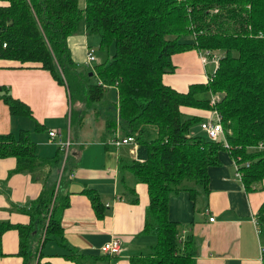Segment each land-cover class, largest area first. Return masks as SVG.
I'll use <instances>...</instances> for the list:
<instances>
[{
	"label": "trees",
	"instance_id": "16d2710c",
	"mask_svg": "<svg viewBox=\"0 0 264 264\" xmlns=\"http://www.w3.org/2000/svg\"><path fill=\"white\" fill-rule=\"evenodd\" d=\"M81 21L88 35H99L100 48L115 44L111 59L94 66L96 84L90 83V73L79 70L67 42ZM189 50L215 54L218 64L207 82L180 92L162 76L174 72L173 54ZM0 59L38 64L66 87L70 102L102 104L108 90H116V101L107 102L104 112L106 131L119 130L135 141L134 155L119 157L121 197L136 203L134 184L147 185L140 234L153 237L129 255L131 264H196L194 238L179 237L169 199L180 192L193 202L207 195L208 168L219 164L221 151L236 160L245 189H256L264 179V148L258 147L264 144V0H0ZM211 96H218L214 104ZM0 100L11 115L32 117L9 87L0 86ZM190 108L220 114L228 148L221 138L213 141L195 131L203 118L186 114ZM83 113L72 109L70 124L80 125ZM7 157L15 159L14 172L35 174L48 165L49 171L58 168V178L42 177L39 195L23 209L27 224L0 221V255L1 236L15 230L21 264H49L41 261L49 241L64 247V258L75 264L115 260L118 255H85L69 248L61 224L69 205L65 173L74 166L68 155L64 160L59 149L50 159L41 158L29 133L21 130L0 133V158ZM84 193L102 218L103 201L90 189ZM256 214L264 243V202Z\"/></svg>",
	"mask_w": 264,
	"mask_h": 264
},
{
	"label": "crops",
	"instance_id": "0c3cea01",
	"mask_svg": "<svg viewBox=\"0 0 264 264\" xmlns=\"http://www.w3.org/2000/svg\"><path fill=\"white\" fill-rule=\"evenodd\" d=\"M87 36L85 26L81 33L69 36L67 42L73 59L76 48L80 47L83 53L89 50L90 39ZM201 56L202 51L199 50L173 54L175 70L163 74V83L177 91L186 92L190 84L207 82L216 65L211 58H207L204 63ZM208 65L211 67L208 68ZM0 86L9 87L11 95L27 104L32 115H11L8 106L0 100V133L18 134L26 130L37 145L38 155L45 159H50L59 151V138L50 139V130H58L61 141L71 142L68 161L74 166L65 173L69 205L61 218L69 248L85 255H97L103 243L119 238L122 241L120 254L114 261V258H101L98 264H131L129 255L153 242V237L140 234L149 203L147 185L141 182L134 184L138 196L136 203L121 197L123 188L119 157L128 151L129 146H114L112 140L116 135L106 131L105 123L95 126L88 135L83 130L72 133L71 110L77 108L71 105L66 87L59 85L38 64L0 59ZM184 111L188 115L200 116L203 120L212 116L208 109L190 108ZM84 118L85 115L83 121ZM218 157L219 164L208 168V194L202 195L201 200H198L199 195L194 202L187 192L172 195L169 199V217L177 222L180 238L193 236L197 247L196 264H264L260 254L262 240L252 220L264 202V179L255 184L256 189L247 190L242 179L235 174L230 154L223 150ZM15 163L12 157L0 158V221L27 224L29 216L23 209L39 195L43 187L42 177L46 173H50L51 181L58 178V168L49 171L46 165L35 174L14 172ZM124 177L131 180L128 173ZM88 189L96 192L107 207L102 218L95 215L84 193ZM18 240L15 230L3 233L0 264L22 263L21 257L17 255ZM65 253L67 250L64 247L49 241L43 248L41 261L75 264L64 258Z\"/></svg>",
	"mask_w": 264,
	"mask_h": 264
},
{
	"label": "rangeland",
	"instance_id": "374dc122",
	"mask_svg": "<svg viewBox=\"0 0 264 264\" xmlns=\"http://www.w3.org/2000/svg\"><path fill=\"white\" fill-rule=\"evenodd\" d=\"M81 5H82V1H81ZM83 26H84L83 21L79 22L77 31L74 34L77 35V32L81 33L83 30ZM87 37H89L90 39L89 47L87 49L92 50L94 60L88 64L87 63V52L83 53V50L80 47L75 49L74 60L77 63L78 68L80 70H83L88 73H93L94 66L96 65V63L111 59L112 55L115 52V44L114 42L109 43L107 46H103V48H100L99 47L100 39H99L98 34H90ZM209 56L211 55H208V59H210ZM210 67L211 66L208 65V68ZM89 81L90 83H95V84L98 83L99 79L95 72L93 73V75L89 76ZM104 99H107V102H109V104L111 102L116 101V92L114 91V88L111 87L108 90ZM107 102L103 101L102 104L97 103V104H92V105H89L88 103H85V102H82V103L71 102V105L73 107L79 108L80 110H82V113L83 112L85 113L83 125H77V124L73 125L71 127V132L74 133V132H79L80 130H83L85 131V134L88 135L92 131V129H94L95 126H102L103 123H105V118H106V116L104 115V112L108 113ZM196 130L201 132L199 126H197L195 131ZM96 135H98V133H96ZM131 147H133V145L129 146V149L127 152L124 153V156L130 157L134 155V148L133 150H131ZM39 171H40V168L37 170V172ZM201 196L198 197V200H201Z\"/></svg>",
	"mask_w": 264,
	"mask_h": 264
},
{
	"label": "built area",
	"instance_id": "2783aa9c",
	"mask_svg": "<svg viewBox=\"0 0 264 264\" xmlns=\"http://www.w3.org/2000/svg\"><path fill=\"white\" fill-rule=\"evenodd\" d=\"M5 46V45H4ZM209 52L208 51H202V56L201 59L205 63L206 59L208 58ZM212 62L217 66L218 64V59L217 55L213 54L211 57ZM94 60V56L92 53V50L87 51V63L89 64L91 61ZM211 104H214L218 100V96H211ZM212 116H208L205 120H203L200 123V127L202 131L206 134V136L213 140L216 141L218 139H222L224 142L225 147H229V144L227 140L225 139V132L223 125L221 123V116L220 114L215 110H211ZM115 135L116 137L112 140V144L114 146L119 147L122 145H133L135 146V141L132 136H124L119 133V130H115ZM50 139H57L58 144H59V149L63 152V159L65 160L68 155V148L71 145L70 141L63 142L60 139V132L58 130H50L48 132ZM259 148H264V144H260L258 146ZM234 162V167H235V174L237 177L241 178V172L239 171L238 164L236 160L233 159ZM210 220H213V217H210ZM252 220L254 222V225L257 227V233L259 234V228H258V221H257V214H255L252 217ZM99 251L102 254H109V255H119L120 252L122 251V241L119 238H112L111 240L103 243L99 247ZM260 254L261 258L264 260V243H261L260 245Z\"/></svg>",
	"mask_w": 264,
	"mask_h": 264
},
{
	"label": "water",
	"instance_id": "95a60500",
	"mask_svg": "<svg viewBox=\"0 0 264 264\" xmlns=\"http://www.w3.org/2000/svg\"><path fill=\"white\" fill-rule=\"evenodd\" d=\"M90 75H92V73H90Z\"/></svg>",
	"mask_w": 264,
	"mask_h": 264
},
{
	"label": "clouds",
	"instance_id": "9594fccd",
	"mask_svg": "<svg viewBox=\"0 0 264 264\" xmlns=\"http://www.w3.org/2000/svg\"><path fill=\"white\" fill-rule=\"evenodd\" d=\"M201 123V122H200Z\"/></svg>",
	"mask_w": 264,
	"mask_h": 264
}]
</instances>
